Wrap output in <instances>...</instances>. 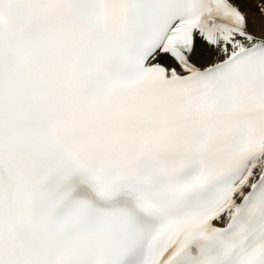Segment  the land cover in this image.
<instances>
[{"label":"snow or ice","instance_id":"snow-or-ice-1","mask_svg":"<svg viewBox=\"0 0 264 264\" xmlns=\"http://www.w3.org/2000/svg\"><path fill=\"white\" fill-rule=\"evenodd\" d=\"M0 264H264V0H0Z\"/></svg>","mask_w":264,"mask_h":264}]
</instances>
